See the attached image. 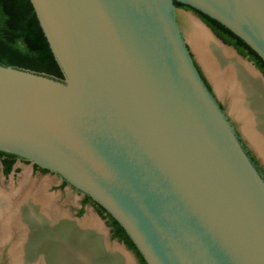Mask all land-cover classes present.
Returning <instances> with one entry per match:
<instances>
[{"label":"water","instance_id":"obj_1","mask_svg":"<svg viewBox=\"0 0 264 264\" xmlns=\"http://www.w3.org/2000/svg\"><path fill=\"white\" fill-rule=\"evenodd\" d=\"M29 2L63 79L0 65V152L89 197L146 264H264V178L172 13L206 15L264 62V0Z\"/></svg>","mask_w":264,"mask_h":264},{"label":"bare ground","instance_id":"obj_2","mask_svg":"<svg viewBox=\"0 0 264 264\" xmlns=\"http://www.w3.org/2000/svg\"><path fill=\"white\" fill-rule=\"evenodd\" d=\"M191 29L192 44L209 77L218 90H227L247 139L264 159V86L207 30L194 21ZM23 176L25 187L9 192L0 188V247L8 248L7 263L100 264L105 248H96L98 239L80 235V223L69 221L56 198L47 194V181L37 186L29 182L28 172ZM82 224L86 230L96 228L92 219Z\"/></svg>","mask_w":264,"mask_h":264},{"label":"rangeland","instance_id":"obj_3","mask_svg":"<svg viewBox=\"0 0 264 264\" xmlns=\"http://www.w3.org/2000/svg\"><path fill=\"white\" fill-rule=\"evenodd\" d=\"M173 17L176 22V25L180 31L182 41L184 43L185 48L187 49L196 69L198 70L200 76L206 83L207 87L209 88V91L214 98L215 102L218 104V106L221 108L225 118L230 123L231 127L233 128L238 140L240 141L243 148L246 150L247 154L249 153L251 157L255 160L258 171L264 178V159L261 157V155L258 153V151L253 147L252 143L250 142L248 137L246 136L242 123L239 121V119L235 116V113L233 112V108L231 105V97L228 94L227 90H218V88L215 86L212 79L209 77V74L201 62L200 58L198 57L197 52L195 51L194 45L192 44V29H191V21H194L198 24V17L192 12V11H186L183 8L177 7L174 5L173 9ZM216 41V40H215ZM222 48L226 49L227 51L233 52L223 46L220 45ZM234 57L239 61V63L244 66L246 69H248L251 73L255 75L257 80H259L260 84L264 86V83L262 80L258 78L255 71L250 68V64L246 62V60L241 59L237 55L233 54ZM249 156V155H248ZM250 157V156H249ZM252 160V159H251ZM254 163V162H253ZM32 164L28 162H20L16 165V169H18L17 176H12L7 180L4 181L0 177V188L9 192L11 190H17L23 188L25 184L22 183L24 178V173L28 172L29 178L31 179L28 181L30 183H34L35 185L39 186L41 183L47 181L48 187L46 189V192L50 196H54L56 198V205L60 208L61 212L65 214V216L69 219V221L80 223L79 225V231L81 234H88V238L90 240H97L96 248L98 246H102L103 249L105 248V256L100 261V264H107L104 262V260L108 261V264H112V262L115 260H118V264H137L136 259L130 253L126 250H123L121 245L116 243L110 238L109 234V228L105 225L104 221L98 216L94 208L90 205H82V194L79 192L71 190L69 187H65L63 190L60 188V179L58 180V176L48 173L46 175H41V173L35 174L32 172ZM256 166V165H255ZM32 170V171H31ZM13 185L14 188L10 186L9 189H7V185ZM24 184V185H23ZM21 185V187H20ZM26 186V185H25ZM24 186V187H25ZM7 189V190H6ZM94 220L96 224V228L93 230H86L85 227H83V224L87 220ZM103 223V225L101 224ZM82 224V225H81ZM94 225V224H93ZM99 248V247H98ZM6 249V250H5ZM7 250L8 248L6 246L0 247V264H7L8 257H7ZM100 250V249H99ZM104 259V260H103Z\"/></svg>","mask_w":264,"mask_h":264},{"label":"trees","instance_id":"obj_4","mask_svg":"<svg viewBox=\"0 0 264 264\" xmlns=\"http://www.w3.org/2000/svg\"><path fill=\"white\" fill-rule=\"evenodd\" d=\"M174 5L192 11L223 44L232 47L264 76V62L242 40L206 15L177 2ZM0 65L63 79L29 0H0ZM82 205L94 208L109 228L110 238L132 252L137 264H146L124 230L104 209L87 196L83 197Z\"/></svg>","mask_w":264,"mask_h":264},{"label":"flooded vegetation","instance_id":"obj_5","mask_svg":"<svg viewBox=\"0 0 264 264\" xmlns=\"http://www.w3.org/2000/svg\"><path fill=\"white\" fill-rule=\"evenodd\" d=\"M248 155L250 156V158L252 159V161L254 162V164L256 165V167L258 168L255 160L251 157V155L249 153H248ZM20 162H25V161L22 160V159H20V158H18V157H16V156L10 155V154H7L6 156L0 154V177L4 181H7L11 176H12V178L14 176H17L18 169H16V165L19 164ZM32 170L31 171L34 172L35 174H37V173H41V175L48 174V172H45L44 170H42L41 168H39V167H37L35 165L32 166ZM59 179L60 178L58 177V180ZM59 181L61 183L60 184V187H61L60 189L61 190H63L65 187H69L71 190L76 191L75 189H73L69 185H67V184L65 185V182L62 181L61 179ZM13 185L9 184V185H7L6 188L9 189L10 186L14 188L15 186H13ZM82 200H83V198H82Z\"/></svg>","mask_w":264,"mask_h":264}]
</instances>
